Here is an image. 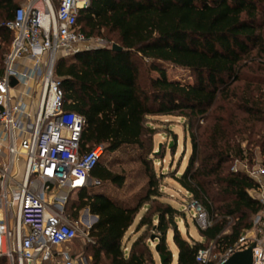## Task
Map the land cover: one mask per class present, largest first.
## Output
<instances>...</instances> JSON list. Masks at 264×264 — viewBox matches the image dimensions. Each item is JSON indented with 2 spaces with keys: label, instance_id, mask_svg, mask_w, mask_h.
<instances>
[{
  "label": "trees",
  "instance_id": "1",
  "mask_svg": "<svg viewBox=\"0 0 264 264\" xmlns=\"http://www.w3.org/2000/svg\"><path fill=\"white\" fill-rule=\"evenodd\" d=\"M24 1L0 0V77L14 38L5 24ZM78 25L87 37L111 40L113 34L122 48L112 49L113 43L56 63L65 109L86 121L81 149L102 145L105 155L138 149L147 179L128 200L91 186L70 200L71 216L88 207L98 217L90 229L94 243L86 244L84 254L92 264H157L159 254L164 264H173L170 231L176 264H203L197 253L212 246L220 256L234 249L264 207L251 194L260 182L232 169L235 159L253 162L251 145L260 148L264 167V0H92L81 9ZM169 64L190 70L193 82L170 79ZM154 115L180 116L187 129L195 128L189 163L173 179L208 212L212 223L198 228L201 240L179 229L184 212L165 199L170 194L161 188L164 174L148 156L146 136L154 131L147 119ZM102 158L92 177L122 187L125 176ZM154 235L158 252L149 243ZM0 264L9 262L0 257Z\"/></svg>",
  "mask_w": 264,
  "mask_h": 264
},
{
  "label": "built area",
  "instance_id": "2",
  "mask_svg": "<svg viewBox=\"0 0 264 264\" xmlns=\"http://www.w3.org/2000/svg\"><path fill=\"white\" fill-rule=\"evenodd\" d=\"M91 1L25 0L5 24L14 38L0 77V257L9 264H92L91 256L70 247L80 236L85 244L94 243L93 216L73 217L68 204L75 193L101 183L92 172L104 148L82 151L85 118L65 109L62 79L55 72L59 58L107 46L78 25L81 9ZM232 169L260 182L254 190L264 187L257 158L235 159ZM259 199L264 204V195ZM190 209L198 228L211 225L200 203L191 200ZM248 247L253 264H264V207L234 249L217 259L210 257L211 247L201 249L197 261L220 264Z\"/></svg>",
  "mask_w": 264,
  "mask_h": 264
},
{
  "label": "rangeland",
  "instance_id": "3",
  "mask_svg": "<svg viewBox=\"0 0 264 264\" xmlns=\"http://www.w3.org/2000/svg\"><path fill=\"white\" fill-rule=\"evenodd\" d=\"M99 37V36H98ZM111 40H106L107 45H111L115 41L113 34H110ZM102 38V37H100ZM167 75L170 79L179 80L181 82H193L190 70L174 66L172 64L166 65ZM156 74V73H154ZM187 121L176 115H154L147 119V124L154 131V135L146 136V147L152 148V153L148 154L151 158L156 172L161 175L164 174V178L161 181L162 190L167 191L170 196H165L166 200H169L174 206L180 208L184 212L185 218L179 220L178 226L181 232L185 235L188 232V236L192 234L195 238H200L197 222L194 216V209H190L191 196L184 190H182L177 183H175L174 175H180L184 172L185 168L189 163L191 157V133L195 131V128L187 129ZM161 146V147H160ZM160 148V149H159ZM251 148L255 152V158L263 161L259 147ZM135 148H123L119 151L113 152L103 156L102 161L115 173L123 174L125 176V183L122 187L117 186L112 182H102L98 185L91 186L94 191H101L108 194L114 199L128 200L132 198L142 187L146 184L145 169L143 164L140 162L142 152ZM254 158V160H255ZM253 160V162H254ZM180 189V190H179ZM251 193L255 195V192L251 190ZM78 193L72 195V201L78 200ZM164 199V197H163ZM75 207V206H74ZM72 202L68 204V211H73ZM144 210V209H142ZM88 207L80 210L79 217H83L84 214L89 213ZM92 222L95 224L97 219L94 218V214L90 212ZM84 221V228L86 229L87 223ZM135 226V225H134ZM134 226L127 232L126 237L129 235V241L127 247L129 248L131 242L135 238ZM172 231L168 234V244L172 249L175 259L173 264H176L177 249L171 239ZM158 237L153 236L149 240L150 247L155 252V246L158 244ZM86 244L82 241L81 236L71 245V249L75 251H84ZM85 248H88L86 246ZM85 253V252H84ZM220 253L212 246L210 257L211 259L219 258ZM157 264L160 263L159 257L156 255ZM152 264V263H148Z\"/></svg>",
  "mask_w": 264,
  "mask_h": 264
},
{
  "label": "water",
  "instance_id": "4",
  "mask_svg": "<svg viewBox=\"0 0 264 264\" xmlns=\"http://www.w3.org/2000/svg\"><path fill=\"white\" fill-rule=\"evenodd\" d=\"M112 49L121 50L122 48L118 44L114 43L112 45ZM15 83H16V81L13 80L12 85H14ZM94 218L98 219V217L96 215H94ZM158 248H159V243L156 244V246H155L156 252H158ZM159 258H160L161 264H164V257L159 254ZM220 264H253L252 247H248L244 250H240V251L235 252L227 260L223 261Z\"/></svg>",
  "mask_w": 264,
  "mask_h": 264
},
{
  "label": "crops",
  "instance_id": "5",
  "mask_svg": "<svg viewBox=\"0 0 264 264\" xmlns=\"http://www.w3.org/2000/svg\"><path fill=\"white\" fill-rule=\"evenodd\" d=\"M262 181L264 182V178L262 179ZM180 190V189H179ZM253 192H255V195L253 193H251L254 197L260 198L261 195H264V187L260 190H253ZM171 239L173 241L172 235H171ZM174 243V242H173ZM176 260H177V255H176Z\"/></svg>",
  "mask_w": 264,
  "mask_h": 264
},
{
  "label": "bare ground",
  "instance_id": "6",
  "mask_svg": "<svg viewBox=\"0 0 264 264\" xmlns=\"http://www.w3.org/2000/svg\"><path fill=\"white\" fill-rule=\"evenodd\" d=\"M87 214V213H86Z\"/></svg>",
  "mask_w": 264,
  "mask_h": 264
}]
</instances>
